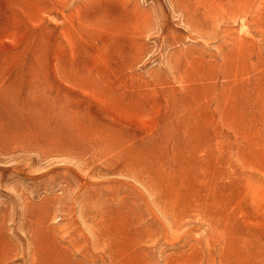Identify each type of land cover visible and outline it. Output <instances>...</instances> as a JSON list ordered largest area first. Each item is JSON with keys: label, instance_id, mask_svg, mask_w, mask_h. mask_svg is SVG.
<instances>
[{"label": "rangeland", "instance_id": "374dc122", "mask_svg": "<svg viewBox=\"0 0 264 264\" xmlns=\"http://www.w3.org/2000/svg\"><path fill=\"white\" fill-rule=\"evenodd\" d=\"M0 120V264H264V0H0Z\"/></svg>", "mask_w": 264, "mask_h": 264}, {"label": "bare ground", "instance_id": "6f19581e", "mask_svg": "<svg viewBox=\"0 0 264 264\" xmlns=\"http://www.w3.org/2000/svg\"><path fill=\"white\" fill-rule=\"evenodd\" d=\"M45 3H46V1H45ZM44 5L46 6V4H44ZM49 9H51V8H49ZM53 9H54V7H53ZM49 12H50V10H49ZM46 101H48V100H46ZM44 102H42V105H44L45 103H47V102H45V103ZM48 102H49L48 103L49 105L47 104L48 107H46L47 105H44V106H42V108L43 107H45V109L53 108L54 101L53 102L48 101ZM39 105H35V102L34 101L29 100V103L25 104V106L22 107V110L23 111L25 110L26 113H28V112L33 113V112H35L38 109ZM74 111H76V110H74ZM48 112H49V110H48ZM70 120L71 121H69L68 119L61 120V118H59V120H57L55 122V124L58 123L57 125H59L60 128L57 129V130H55V131H54V129L50 130L51 128H47L50 124L54 123L53 119H40L39 118V119L33 120L35 123H37L40 126L39 132L38 133L35 132V134L37 133L36 135H38V136H32V134L27 133L28 134L27 137L30 138V139L42 138V139L45 140L46 145L44 146L43 151L42 152L39 151V153H41L44 156L45 155H50V153H54V152H62V153H65V154L73 153V155H80V157H81L83 151L85 150V147H82V148H80V146H79V148H78V146H74L73 147L72 144L75 145V143H77V142L84 143L85 140L83 138H81L77 134L78 132H74V131H73V133L67 132V128L64 127L63 124H70V125L74 126V125H76V124L79 123L77 121V119H74V120L73 119H70ZM0 122H1V120H0ZM16 125H20V124L16 120L10 118L8 116V114H6L5 115L4 122H3V128H4L3 130L4 131H2V130H1L2 132L0 131L1 132V136L2 137L4 135L11 136V134L14 131V129H16ZM68 130H70V129H68ZM47 134H50L49 136H51L52 138H50L49 136H46ZM36 141L37 140H35V141H29V144L32 145V143H34ZM90 149H91L90 147L86 148L87 151L90 150ZM88 163L89 162H86V164H88Z\"/></svg>", "mask_w": 264, "mask_h": 264}]
</instances>
